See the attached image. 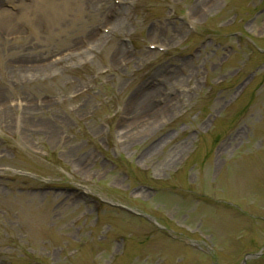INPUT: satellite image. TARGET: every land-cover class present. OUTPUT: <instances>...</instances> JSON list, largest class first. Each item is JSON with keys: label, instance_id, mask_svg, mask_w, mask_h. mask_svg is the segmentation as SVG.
Instances as JSON below:
<instances>
[{"label": "rangeland", "instance_id": "1", "mask_svg": "<svg viewBox=\"0 0 264 264\" xmlns=\"http://www.w3.org/2000/svg\"><path fill=\"white\" fill-rule=\"evenodd\" d=\"M0 264H264V0H0Z\"/></svg>", "mask_w": 264, "mask_h": 264}, {"label": "bare ground", "instance_id": "2", "mask_svg": "<svg viewBox=\"0 0 264 264\" xmlns=\"http://www.w3.org/2000/svg\"><path fill=\"white\" fill-rule=\"evenodd\" d=\"M20 1H22V0H20ZM24 1V0H23ZM25 9V11L24 12H22V17L21 18H23V19H26V20H29V21H34L35 20V17H37L36 15H37V13L38 12H40V9H38V11L36 12V10H37V7H36V10H35V14H34V9L32 10L31 9V7L29 8V7H25L24 8ZM42 11H43V13L42 14H39V15H42V17H43V19L44 20H46V22H47V24H50V23H52V17H50V14L48 13V15H47V13H46V11H44L43 9H42ZM47 15V16H46ZM46 16V17H45ZM11 24V23H10ZM11 26H13V27H15V26H17L16 24H11ZM32 222H30V224H31ZM34 223H36V220H35V222ZM33 223V224H34Z\"/></svg>", "mask_w": 264, "mask_h": 264}]
</instances>
